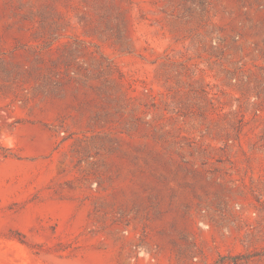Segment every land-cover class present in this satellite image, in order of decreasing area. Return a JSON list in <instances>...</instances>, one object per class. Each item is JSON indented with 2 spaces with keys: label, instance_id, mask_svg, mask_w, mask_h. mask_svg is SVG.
<instances>
[{
  "label": "rangeland",
  "instance_id": "rangeland-1",
  "mask_svg": "<svg viewBox=\"0 0 264 264\" xmlns=\"http://www.w3.org/2000/svg\"><path fill=\"white\" fill-rule=\"evenodd\" d=\"M0 264H264V0H0Z\"/></svg>",
  "mask_w": 264,
  "mask_h": 264
}]
</instances>
